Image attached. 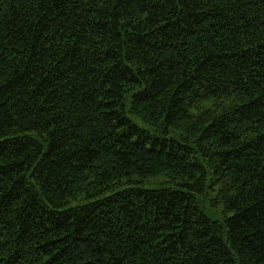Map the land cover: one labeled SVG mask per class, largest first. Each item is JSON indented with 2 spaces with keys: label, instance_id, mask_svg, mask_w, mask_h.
Here are the masks:
<instances>
[{
  "label": "trees",
  "instance_id": "1",
  "mask_svg": "<svg viewBox=\"0 0 264 264\" xmlns=\"http://www.w3.org/2000/svg\"><path fill=\"white\" fill-rule=\"evenodd\" d=\"M0 264H264V0H0Z\"/></svg>",
  "mask_w": 264,
  "mask_h": 264
}]
</instances>
